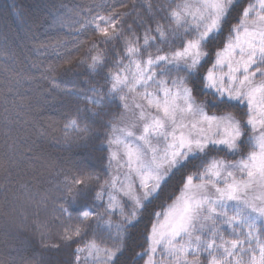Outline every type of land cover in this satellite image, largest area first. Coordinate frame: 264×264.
Segmentation results:
<instances>
[{"label": "snow or ice", "instance_id": "1", "mask_svg": "<svg viewBox=\"0 0 264 264\" xmlns=\"http://www.w3.org/2000/svg\"><path fill=\"white\" fill-rule=\"evenodd\" d=\"M5 9L64 37L0 49L17 85L74 101L57 142L87 149L99 110H112L102 166L66 178L73 203L53 217L64 264H264V0H61L43 18L24 0ZM62 73L77 79L65 86ZM117 213L115 235L98 236Z\"/></svg>", "mask_w": 264, "mask_h": 264}, {"label": "trees", "instance_id": "2", "mask_svg": "<svg viewBox=\"0 0 264 264\" xmlns=\"http://www.w3.org/2000/svg\"><path fill=\"white\" fill-rule=\"evenodd\" d=\"M11 2L0 0V17L6 10L5 5ZM66 2L72 4L79 0ZM95 2L111 3L113 0ZM60 3L61 0H24L25 7L40 18L51 10L50 5L59 6ZM33 38L54 43L64 37L61 32L47 25H24L14 22L10 17L0 18V49L6 48L19 55L27 54V45L32 43ZM82 56L83 52L74 53L73 60H79ZM40 58L44 59V55ZM47 59L48 62L53 61L54 54L48 55ZM17 70L18 66L8 61L0 63V264H22V258L25 257L32 264H64L68 255L60 240L63 218L53 217L60 203H73L64 187L66 178L89 164L97 168L102 166L99 157L105 134L104 125L111 119L112 110H99L101 115L94 121V136L87 149L78 146L75 141L71 144L59 143L55 137L62 136V133L58 131L57 125L63 128L62 117L74 101L45 99L41 92L17 85ZM9 77L11 92L7 90ZM76 79L72 74L62 73L60 76L65 86ZM17 92L24 96L23 100H20ZM43 131H47L48 135H39ZM85 194L81 186L78 199ZM92 219L95 220L94 214ZM45 222L47 231L42 234L40 225ZM108 232L115 235V230H106L99 224L98 236L104 237ZM45 243L49 247H44ZM136 243L134 236L132 245ZM52 244H60L61 247L52 248Z\"/></svg>", "mask_w": 264, "mask_h": 264}, {"label": "rangeland", "instance_id": "3", "mask_svg": "<svg viewBox=\"0 0 264 264\" xmlns=\"http://www.w3.org/2000/svg\"><path fill=\"white\" fill-rule=\"evenodd\" d=\"M119 220V214L117 213L116 220H110V218L105 217L103 221L99 224L101 227L105 228L106 230H115V222ZM159 256V253L157 254Z\"/></svg>", "mask_w": 264, "mask_h": 264}]
</instances>
